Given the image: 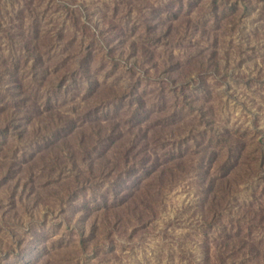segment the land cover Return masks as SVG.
<instances>
[{
	"label": "rangeland",
	"instance_id": "1",
	"mask_svg": "<svg viewBox=\"0 0 264 264\" xmlns=\"http://www.w3.org/2000/svg\"><path fill=\"white\" fill-rule=\"evenodd\" d=\"M0 264H264V0H0Z\"/></svg>",
	"mask_w": 264,
	"mask_h": 264
}]
</instances>
